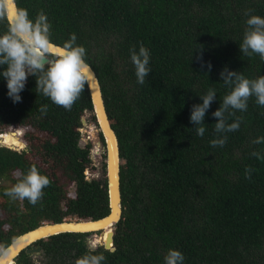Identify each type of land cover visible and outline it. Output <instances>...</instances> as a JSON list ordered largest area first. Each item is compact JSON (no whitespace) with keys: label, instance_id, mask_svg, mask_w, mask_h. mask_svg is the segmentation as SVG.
Returning a JSON list of instances; mask_svg holds the SVG:
<instances>
[{"label":"trees","instance_id":"1","mask_svg":"<svg viewBox=\"0 0 264 264\" xmlns=\"http://www.w3.org/2000/svg\"><path fill=\"white\" fill-rule=\"evenodd\" d=\"M16 2L33 20L40 12L47 15L52 42L63 46L76 35L119 139L123 212L114 228L116 249L97 244L93 254L103 253L104 264H164L167 251L177 249L183 264H264V142H252L264 137V107L253 96L246 111L229 109L234 115L226 113L227 122H242L222 134L214 131L218 118L212 115L231 91L222 70L248 79L264 75L259 55H243L239 48L245 12L264 17V0ZM6 31L7 22L0 21V34ZM141 43L150 51L151 68L143 85L130 59V49L138 51ZM209 89L216 97L200 137L190 123L191 108L203 103L200 96ZM7 93L0 76V132L23 128L26 145L0 143V244L8 246L44 223L107 215L105 153L102 178L85 174L94 163L92 143L81 136L75 104L82 99L93 110L87 85L70 111L37 92L35 76L28 77L21 102L13 103ZM223 136L222 147L210 145ZM32 166L50 179L42 200L33 206L4 195ZM246 168L253 170L251 179ZM92 234L43 238L36 242L42 263L23 250L16 264H75L88 252Z\"/></svg>","mask_w":264,"mask_h":264},{"label":"clouds","instance_id":"2","mask_svg":"<svg viewBox=\"0 0 264 264\" xmlns=\"http://www.w3.org/2000/svg\"><path fill=\"white\" fill-rule=\"evenodd\" d=\"M12 2L14 3L15 0ZM251 11L245 12L249 18L246 20L247 28L242 43L239 45L240 52L246 56L258 54L264 61V17L252 15ZM7 17L8 0H0V21L7 22V31L0 34V68H3V71H0V76L7 82L8 97L13 103L21 102L20 93L24 90L27 79L31 75L36 77L37 92L48 97L57 106H62L70 111L73 104L85 91L92 76L91 67L85 61L86 49L76 45L75 34L70 36L62 48L57 49L50 39L51 25L44 12L38 13L33 20L29 18L27 9L17 8L14 19L8 20ZM130 59L135 67L137 83L143 85L151 72L149 49L141 43L138 51L135 48L130 49ZM220 76L223 84L231 88V91L223 97L218 110L212 113L214 117L218 118L214 128L217 134L233 132L240 127L242 122L240 118L232 123L227 122L225 114L234 115V111L230 112L229 109L246 111L248 100L253 96L256 98V103L264 107V75L256 79H248L241 73L225 68L221 71ZM215 97V89H209L205 95L200 96L203 103L194 104L191 108L190 123L195 125L196 134L200 137L205 134L204 117ZM41 111L46 112V106L42 107ZM87 128L89 130V125ZM22 130L23 128L14 127L3 133L0 132V143L13 149L23 148L26 141ZM7 132H18L25 145L20 147L2 141V135ZM87 132L84 136L81 134L85 141L90 140ZM226 140V136L213 139L210 141V145L222 147ZM252 142L255 144L264 142V137L257 138ZM93 151L96 150L92 146V153ZM104 153L105 147L102 157ZM252 155L259 158L257 152H253ZM93 160L95 162L96 159ZM252 171L251 168L245 169L246 179H251ZM87 178L92 179L88 176ZM49 185V177L42 175L37 167L32 166L22 179H19L12 187L5 189L4 195L13 200L27 199L30 204L35 206L42 200L43 189ZM8 247L10 246L0 244V257L7 255ZM95 249V244L89 245L88 252L76 259L75 264H104L106 257L103 253L93 254ZM183 262L184 256L177 249H169L164 256V264H183Z\"/></svg>","mask_w":264,"mask_h":264},{"label":"water","instance_id":"3","mask_svg":"<svg viewBox=\"0 0 264 264\" xmlns=\"http://www.w3.org/2000/svg\"><path fill=\"white\" fill-rule=\"evenodd\" d=\"M17 8L18 5L16 0L14 3L12 0H8V20L15 18ZM52 43L57 46V49L62 48V45L55 42ZM90 67L92 70V76L89 79L87 88L93 104L94 115L99 127V132L104 139L110 211L107 215L97 219L64 220L62 222L44 223L34 229L28 230L19 235L8 245L10 247H8L7 255L0 257V264H16V258L23 250L28 254L41 252L42 246L36 245L37 241L62 232L97 233L99 235V241L97 244L103 245L106 249L111 251L116 249L114 246V228L121 219L123 212L120 183V145L118 136L113 128L112 121L110 120L106 109L98 76L93 67L91 65ZM75 106L80 113V120L82 123L79 130L82 136H84L88 129V118L87 115L85 116L87 109L83 105L82 99L78 100ZM95 152L96 151H93L92 153L93 159L95 158Z\"/></svg>","mask_w":264,"mask_h":264},{"label":"rangeland","instance_id":"4","mask_svg":"<svg viewBox=\"0 0 264 264\" xmlns=\"http://www.w3.org/2000/svg\"><path fill=\"white\" fill-rule=\"evenodd\" d=\"M87 118H88V125H89V130L87 129V131H88L87 135H88V138L90 139V141L92 143V146L96 150V153H95V156H96L95 159L96 160L91 166H89L86 169L85 172L89 178L101 179L102 178V162H103L102 152L104 150V146H103V143H102L100 136H99V127L97 125L96 118L94 119L93 110L91 111L89 109V111L87 112ZM12 130H15V129H12ZM11 140L12 139H10L9 141H11ZM2 141H4V140L2 139ZM19 141L22 142V144H20V145H25L24 141H22L21 139ZM13 143H15V141ZM97 236H98L97 233H93L92 235H90L88 237L90 244L97 245V243H98ZM31 259L36 263H42L45 260L44 256L41 254V252L32 253Z\"/></svg>","mask_w":264,"mask_h":264},{"label":"bare ground","instance_id":"5","mask_svg":"<svg viewBox=\"0 0 264 264\" xmlns=\"http://www.w3.org/2000/svg\"><path fill=\"white\" fill-rule=\"evenodd\" d=\"M2 138H3V140L5 142L8 141V143H10V144H11V142L13 143L14 141H15V143H19L20 142L19 141L20 138H19L18 132H15V133H13V132H7V133H5V134L2 135ZM10 139H12V140L9 141ZM98 237H99V235H98ZM98 241H99V238H98Z\"/></svg>","mask_w":264,"mask_h":264},{"label":"snow or ice","instance_id":"6","mask_svg":"<svg viewBox=\"0 0 264 264\" xmlns=\"http://www.w3.org/2000/svg\"><path fill=\"white\" fill-rule=\"evenodd\" d=\"M20 147H23V145H20Z\"/></svg>","mask_w":264,"mask_h":264}]
</instances>
